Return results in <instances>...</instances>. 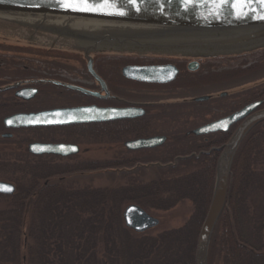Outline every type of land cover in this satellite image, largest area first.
Returning <instances> with one entry per match:
<instances>
[{
    "label": "flooded vegetation",
    "instance_id": "1",
    "mask_svg": "<svg viewBox=\"0 0 264 264\" xmlns=\"http://www.w3.org/2000/svg\"><path fill=\"white\" fill-rule=\"evenodd\" d=\"M44 39L47 33L0 23V149L25 151L35 181H52L66 168L93 167L100 160L152 168L190 155L216 156L242 117L194 130L256 100L249 113L264 108V76L258 77L264 49L198 56L103 51L92 53L89 63L84 54L43 45ZM69 107L89 108L90 117L73 122L32 117L29 123L11 118ZM108 109L123 113L104 117ZM148 137H156L154 144H126ZM30 143H71L76 150L35 152ZM99 144L109 148L107 158L92 153Z\"/></svg>",
    "mask_w": 264,
    "mask_h": 264
},
{
    "label": "trees",
    "instance_id": "2",
    "mask_svg": "<svg viewBox=\"0 0 264 264\" xmlns=\"http://www.w3.org/2000/svg\"><path fill=\"white\" fill-rule=\"evenodd\" d=\"M261 75L264 68H258ZM215 161L210 152L169 165L134 167L127 175L112 170L120 180L93 186L80 182L93 171L117 166H76L52 181H35L25 151L0 149V180L15 186L12 193H0V264H195ZM229 171L207 264H264V120L245 135ZM185 200L192 209L178 225L158 226L159 219L137 232L122 218L131 202L150 213Z\"/></svg>",
    "mask_w": 264,
    "mask_h": 264
},
{
    "label": "water",
    "instance_id": "3",
    "mask_svg": "<svg viewBox=\"0 0 264 264\" xmlns=\"http://www.w3.org/2000/svg\"><path fill=\"white\" fill-rule=\"evenodd\" d=\"M102 2L96 0V5ZM110 2L115 6L103 12H86L64 8L61 6L62 0H0V19L47 33L48 39L41 41L43 45L82 51L89 63L92 60L91 53L103 51L198 56L232 55L264 47V3L261 0H248L243 5L237 4L235 0ZM258 104L259 100H256L225 118L194 130L205 132L242 117L240 124L219 150L210 202L200 223L195 244V264H207L210 233L225 204L229 170L236 149L250 128L264 120V108L249 113ZM90 113L89 108L85 111L83 107H69L39 114H16L11 118L21 119L20 122L14 120L18 123L32 122V117H44L45 121L73 122L89 118ZM121 113L116 109H108L103 115L112 117ZM49 117L55 119L49 120ZM155 139L140 138L126 144L135 147L154 144ZM28 147L35 152L68 153L76 150V145L71 143H30ZM110 169L119 171L123 168ZM14 188L12 182L0 180V193H12ZM122 215L126 227L137 232L159 223L156 216L134 202L124 206Z\"/></svg>",
    "mask_w": 264,
    "mask_h": 264
},
{
    "label": "rangeland",
    "instance_id": "4",
    "mask_svg": "<svg viewBox=\"0 0 264 264\" xmlns=\"http://www.w3.org/2000/svg\"><path fill=\"white\" fill-rule=\"evenodd\" d=\"M0 23L6 22V23H14L11 21H7V20H3L0 19ZM17 24V23H16ZM20 25V24H18ZM22 26V25H20ZM24 27V26H23ZM30 30H33L31 28H27ZM34 32H40L39 30H33ZM12 36L14 37H18V34H14L12 32ZM71 52H78L81 53L83 55L82 51H71ZM92 54V53H91ZM264 66H260L259 69H263ZM258 81H261V79H259ZM116 145V143L113 144V146ZM97 148V149H95ZM109 148L107 147L106 144H99L96 147H94V151H92V153L94 154V156H97L99 158H107L111 152L107 151ZM220 151L218 150V152H216V160H217V156L219 155ZM216 162V161H215ZM105 164V162L103 160L98 161L93 167H90V169L92 168H99L100 166H105L103 165ZM116 165L115 163H112L111 166ZM117 167L123 168L121 171H123L122 175H127V171L130 170L132 167H125V166H121V165H116ZM86 169H88L87 167H85ZM130 168V169H129ZM110 169V168H109ZM95 171L92 172V174L83 177L84 179L80 182V183H91L94 185H106L111 183L113 180L115 179L116 181L121 179V174L120 173H113V171L110 169H103L101 172L94 174ZM118 172V171H117ZM126 173V174H125ZM92 180V181H91ZM90 181V182H89ZM191 202L189 200H185L181 203H177L175 204L174 207L168 209V210H156V209H150V213L158 216L160 219V223L158 226H174V225H178L180 224L184 217H186L188 215V213H190L191 209H192V205L190 204Z\"/></svg>",
    "mask_w": 264,
    "mask_h": 264
},
{
    "label": "snow or ice",
    "instance_id": "5",
    "mask_svg": "<svg viewBox=\"0 0 264 264\" xmlns=\"http://www.w3.org/2000/svg\"><path fill=\"white\" fill-rule=\"evenodd\" d=\"M227 2V0H224ZM237 4H246L248 0H235ZM261 3H264V0H261ZM62 7L66 9H73L78 11L86 12H103L106 8L114 7V3H111L110 0H103L99 6L96 5V0H62ZM10 191L11 189H5Z\"/></svg>",
    "mask_w": 264,
    "mask_h": 264
}]
</instances>
